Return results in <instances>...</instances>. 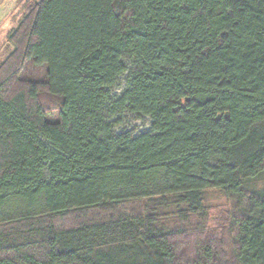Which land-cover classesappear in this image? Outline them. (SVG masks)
Returning a JSON list of instances; mask_svg holds the SVG:
<instances>
[{"label":"trees","instance_id":"obj_1","mask_svg":"<svg viewBox=\"0 0 264 264\" xmlns=\"http://www.w3.org/2000/svg\"><path fill=\"white\" fill-rule=\"evenodd\" d=\"M20 14L0 65V264H264V187H246L264 173V0ZM212 190L232 206L228 239L159 225L158 207L203 220ZM90 211L107 216L57 223Z\"/></svg>","mask_w":264,"mask_h":264},{"label":"rangeland","instance_id":"obj_2","mask_svg":"<svg viewBox=\"0 0 264 264\" xmlns=\"http://www.w3.org/2000/svg\"><path fill=\"white\" fill-rule=\"evenodd\" d=\"M26 0H0V65L11 52L12 47L7 42V35L20 18V12ZM32 1V0H29ZM34 1V0H33ZM126 74L123 75L117 86L111 90L112 95H118L126 88ZM47 105L51 107L52 101L47 100ZM56 115H52L55 119ZM149 120L143 119L138 121H129L128 130L136 132L148 129ZM247 189L259 191L264 187V173L258 177L246 182ZM155 203H131L121 207L124 213L138 214L147 212ZM203 207L205 215L203 220L196 216L189 217L187 221H183L178 216V209L175 206H169L166 209L158 207L159 225L170 230H185V233L190 236H195V231H203L205 235L209 233L218 234L220 231L225 232V238L228 239L229 234V215L232 211L231 203L226 199L224 194L218 190L206 191L203 194ZM107 216L104 212L90 211L83 214L73 213L57 220V223L62 226L76 225L82 218L101 219Z\"/></svg>","mask_w":264,"mask_h":264}]
</instances>
